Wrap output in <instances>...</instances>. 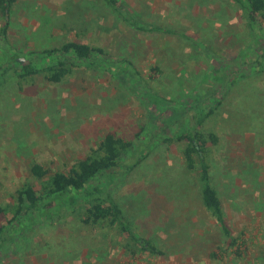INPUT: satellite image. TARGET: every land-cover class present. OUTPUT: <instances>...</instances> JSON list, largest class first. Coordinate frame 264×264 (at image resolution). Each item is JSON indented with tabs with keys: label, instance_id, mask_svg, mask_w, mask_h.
<instances>
[{
	"label": "rangeland",
	"instance_id": "obj_1",
	"mask_svg": "<svg viewBox=\"0 0 264 264\" xmlns=\"http://www.w3.org/2000/svg\"><path fill=\"white\" fill-rule=\"evenodd\" d=\"M121 1L172 33L139 32L101 0H19L11 12L8 43L14 50L25 54L83 41L129 60L134 70L120 82L82 65L59 84L41 76L0 88V206L13 203L26 183L40 190L29 174L33 162L51 174L67 173L108 134L148 142L153 146L148 157L110 190L124 205L129 224L165 255L141 250L128 234L109 232L105 238L102 229L81 231L86 245L76 244L79 225L67 219L36 225L18 251L11 246L0 251V264H55L64 237L77 250L70 249L73 255L63 264H264V73L230 88L214 80L224 63L248 50L255 33L227 0ZM5 26L0 15V30ZM4 50L0 63L6 60ZM195 90L222 101L214 130L221 143L213 149L212 174L231 231L248 235L241 258L229 253L212 261L208 256L226 238L203 211L197 186L190 182L188 189L193 175L185 168L183 145L175 137L170 143L165 139L175 132L167 123L174 108L163 113L158 103L168 99L192 115Z\"/></svg>",
	"mask_w": 264,
	"mask_h": 264
},
{
	"label": "trees",
	"instance_id": "obj_2",
	"mask_svg": "<svg viewBox=\"0 0 264 264\" xmlns=\"http://www.w3.org/2000/svg\"><path fill=\"white\" fill-rule=\"evenodd\" d=\"M101 1L124 23L139 32L172 33L162 26L147 22L142 13L131 12L121 0ZM227 1L232 10L241 13L256 35L253 36L254 43L239 55L241 62L224 63L225 67L214 76L216 83L230 88L244 79L264 73V0ZM18 3L19 0H0V15L6 20V26L0 30V49L5 46L3 53L6 56L4 63H0V88L14 79L21 85L41 76L48 82L59 84L74 73L73 68L82 65L112 74L120 82L126 79L128 72H133L134 66L129 60L112 56L102 46L89 42L74 40L60 47L25 54L14 50L8 43V18ZM20 58L25 61H19ZM134 74L140 76L136 71ZM195 92L190 96L195 100L192 115H188L183 106L171 104L168 99H162L161 104L157 102L163 113L170 111L171 105L174 108L173 116H169L170 122L167 123H172L173 126L169 127L175 132L165 139L170 143L176 138L183 145L181 153L184 165L187 172L193 175L188 181V189L191 187L190 182L197 186L196 192L199 193L203 211L219 225L221 234L226 238L224 243L219 242L213 247L208 256L212 261H219L229 253L241 258L248 248V235L246 232L234 234L231 231L224 199L214 184L212 174L213 149L221 143L220 136L214 130L219 126V117L216 115L222 101L205 98L201 90ZM148 127L150 129L151 126ZM260 137L264 140V136ZM137 141L108 134L91 155L78 161L67 173L51 174L44 165L33 162L29 174L40 182V190L32 183H26L16 190L13 203L0 206V251L10 246L13 252L18 251L21 240L35 231L38 224H64L65 220L71 219L79 225L74 234H77L76 244L86 245V238L81 231L102 229L107 234L105 238H109V232L128 234L130 241L140 246L141 250L153 256L165 255V251L153 239L143 237L137 227L129 224L124 205L110 190L140 166L153 149L148 142L143 144ZM249 179L253 190L257 189L256 180L253 177ZM258 208L256 206V210ZM2 220L6 223L3 224ZM62 240L55 264H63L67 255H73L70 249L77 250L72 239L64 237Z\"/></svg>",
	"mask_w": 264,
	"mask_h": 264
}]
</instances>
